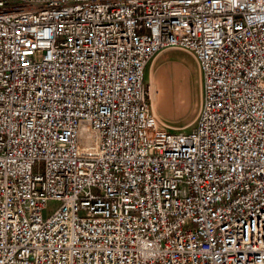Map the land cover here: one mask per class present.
I'll return each mask as SVG.
<instances>
[{
    "label": "built area",
    "instance_id": "1",
    "mask_svg": "<svg viewBox=\"0 0 264 264\" xmlns=\"http://www.w3.org/2000/svg\"><path fill=\"white\" fill-rule=\"evenodd\" d=\"M167 48L187 131L144 82ZM0 264H264V0H0Z\"/></svg>",
    "mask_w": 264,
    "mask_h": 264
},
{
    "label": "rangeland",
    "instance_id": "2",
    "mask_svg": "<svg viewBox=\"0 0 264 264\" xmlns=\"http://www.w3.org/2000/svg\"><path fill=\"white\" fill-rule=\"evenodd\" d=\"M144 82L152 111L166 129L192 128L200 106L201 83L197 62L189 51L167 48L157 52L145 68ZM55 205L49 202L48 210Z\"/></svg>",
    "mask_w": 264,
    "mask_h": 264
},
{
    "label": "bare ground",
    "instance_id": "3",
    "mask_svg": "<svg viewBox=\"0 0 264 264\" xmlns=\"http://www.w3.org/2000/svg\"><path fill=\"white\" fill-rule=\"evenodd\" d=\"M150 92V91H149ZM152 94V93H151Z\"/></svg>",
    "mask_w": 264,
    "mask_h": 264
}]
</instances>
